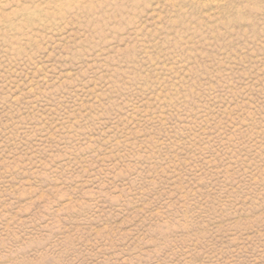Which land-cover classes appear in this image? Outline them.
<instances>
[{
  "label": "rangeland",
  "instance_id": "1",
  "mask_svg": "<svg viewBox=\"0 0 264 264\" xmlns=\"http://www.w3.org/2000/svg\"><path fill=\"white\" fill-rule=\"evenodd\" d=\"M0 264H264V0H0Z\"/></svg>",
  "mask_w": 264,
  "mask_h": 264
}]
</instances>
